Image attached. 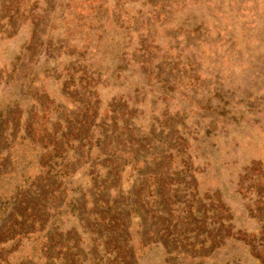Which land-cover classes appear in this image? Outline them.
Segmentation results:
<instances>
[{
  "label": "trees",
  "instance_id": "obj_1",
  "mask_svg": "<svg viewBox=\"0 0 264 264\" xmlns=\"http://www.w3.org/2000/svg\"><path fill=\"white\" fill-rule=\"evenodd\" d=\"M212 1L224 3L222 9L233 13L230 4L241 0ZM188 3L197 8L191 21L162 29L179 5ZM140 4L138 16L130 18L131 25L124 26L114 10L110 23L98 25L112 29L113 38L121 34L113 63L103 72L94 67L98 47L104 44L101 31H96L94 39L97 50L76 49L59 34L41 30L45 23L51 26L50 17L42 21L33 9L14 0H0V40L16 35L26 21L32 34L27 45L0 68V85L14 82L11 88L16 95L0 105V264H206L204 259L223 250L229 241L244 240L251 246L256 238L262 241L261 233L259 238L256 233L236 235L234 215L218 185L214 190L199 187L203 177L193 158L214 163L217 172L221 165L214 143L207 139L213 132L211 122L198 121L201 127L194 126L195 146L189 145L188 135L193 131L181 122L189 101L181 100L179 109L163 118L146 114L141 103L123 94L111 97L101 110L97 85L110 80L125 83L128 73L136 92L146 88L147 95L158 90L170 95L174 73L170 78L162 76L161 70L162 63L168 65L165 73L173 68V53L166 49L169 58L165 52L151 69L147 65L152 64V52L159 46L158 30L173 31L168 35L171 39L180 35L179 45L183 42L188 47L193 41L189 52L208 42L207 0H140ZM239 23L231 21L222 47L233 43ZM129 28L138 34L131 56L125 50L126 40L132 38ZM214 32L220 36V31ZM180 55L186 58L187 74L201 62L191 61L183 51H178ZM59 57L66 63L61 64ZM48 61H54L53 66ZM211 74L207 75L210 95L196 101L198 108L215 115L229 113L234 119L236 107L226 98L217 75L212 80ZM47 75L57 79L64 100L49 96L37 84L39 77ZM187 77L186 82L197 86L207 79L196 74ZM175 119L180 120L178 125ZM24 239L34 241L30 253L16 255ZM255 252L259 255L258 249ZM223 264L238 263L229 256Z\"/></svg>",
  "mask_w": 264,
  "mask_h": 264
},
{
  "label": "rangeland",
  "instance_id": "obj_2",
  "mask_svg": "<svg viewBox=\"0 0 264 264\" xmlns=\"http://www.w3.org/2000/svg\"><path fill=\"white\" fill-rule=\"evenodd\" d=\"M14 1L27 9H33L36 16L40 15L42 21L50 17L49 25L51 26L47 27L45 23L41 30L43 32L49 31L52 35L59 34L62 40L70 45H75L76 49L83 50L86 48L85 50L89 52L97 50L94 39H97L96 31H101L104 44L101 43L98 47L99 53L96 55L94 67H98L103 72L109 67L108 65L113 63L114 54L121 46L116 39L121 34H115L113 38L112 29L104 30L98 25L110 23L114 11L120 14V21L124 22V26L131 25L130 18L132 16L137 17L139 14L137 10L141 7L140 0ZM207 1L210 6L208 12L211 15L207 18L211 23L208 25V30L211 29V31L210 34L205 35L208 42L201 43L200 47L189 52L188 47L193 45V41L188 47L182 45L185 44L183 42L179 45L180 35L178 39H171V36L168 35H173V31H168L166 34L158 30L157 42L159 46L152 52V64L147 62V65L151 69V65L155 61L161 60L166 49L173 53V57H175L173 68L165 73L163 70L166 69L167 71L168 65L162 63L163 70H161L162 76L170 78L174 73L175 83H171L173 90L170 95L165 96L162 90H158L155 95L151 92L147 95L145 94L146 88H140L136 92L130 84L133 77L128 73L125 83L120 84L121 80H110L106 85L101 83L97 85L98 94L101 98V110L104 111L111 97H118L123 94L124 97L141 103L146 109V114L154 113L157 117L163 118L167 113L177 111L181 100H184V103L189 101L187 104L189 108L186 114L184 113L181 117L182 126L185 125L188 130L193 131V134L188 135L189 145L195 146L197 136L194 126L201 127V123L198 121L211 122L213 132L207 139L214 143L213 150L217 152L216 158L221 165L219 172H217L214 163L211 165L194 157L192 162L195 163L194 166L200 172L199 175L204 179L200 181L199 187L214 190L218 185L222 190L223 202L234 215V230H239L236 235L249 237L255 233L256 236H260L261 233L264 236V230H261L264 220H259L260 215L264 216V0H241L238 5L232 3L230 7L233 9V13L227 12L226 7L225 10L222 9L224 3ZM194 5L188 3L182 7L180 4V9L175 15L168 18V22L162 26V29L179 26L183 22H190L191 16L197 11ZM92 11L97 14L95 15ZM231 14L235 17L231 18L233 16ZM233 19L240 21L239 29L234 31L236 37L234 40L232 39L231 45L222 47L221 41L229 30ZM120 21L118 22L120 23ZM249 27L250 31L246 30ZM121 30L118 28V32ZM134 30V28H129L132 38L126 40L128 45L124 49L127 56H131L136 51L138 34ZM214 31H220V36L218 37ZM31 35V24L26 21L23 22L16 35L10 39L0 40V68L4 69L9 60L18 54L23 46L27 45ZM233 47H235L234 52L231 50ZM178 51L188 53L191 61L194 58L200 59V64L194 66V70L191 69L187 74L184 70L186 58L181 55L177 56ZM44 53L45 47L40 57V62L43 64L46 61ZM170 53H165L166 58H169ZM63 56H65L64 53L61 57ZM58 61L61 64L66 63L60 60V57ZM53 64L54 61H48V65L53 66ZM211 72L212 80L216 79L215 76L217 75V80L222 84L226 98L237 109L234 119L229 113L215 115L212 111H204L198 108L196 101L198 99L206 100L210 95L208 88L211 82L208 77ZM189 74H196L199 75L200 79H207L200 81L197 86V84L186 82ZM207 75L209 76L207 77ZM104 79V75L100 77L101 82H104ZM36 82L49 93V96H54L56 100H64L59 93L57 79L52 75L39 77ZM185 82L186 84L183 85ZM12 84L14 82L5 87H2L3 84L0 85V105L6 104L16 96L13 94ZM183 94L187 98H184ZM21 105L25 109L26 103L24 101ZM66 106L69 108L70 105L66 102ZM174 121H177L175 122L176 125L180 122L178 119ZM179 125L181 126V124ZM261 187L262 190L259 192ZM33 243V239H24L20 242L15 254L30 253ZM225 248L226 251L224 252ZM224 249L216 250L211 256H207L204 259L205 263L213 264L217 260V264H223L229 256H233L236 257L238 264H264V237L262 241L256 238L252 246L246 244L244 240L229 241L224 245ZM257 249L259 255L255 252Z\"/></svg>",
  "mask_w": 264,
  "mask_h": 264
}]
</instances>
